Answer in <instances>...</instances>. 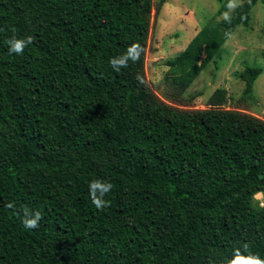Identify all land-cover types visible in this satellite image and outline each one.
<instances>
[{"label":"trees","instance_id":"1","mask_svg":"<svg viewBox=\"0 0 264 264\" xmlns=\"http://www.w3.org/2000/svg\"><path fill=\"white\" fill-rule=\"evenodd\" d=\"M258 1L228 19L224 4L166 61L167 99L191 105L200 93L186 90ZM166 2L0 0V264H226L245 244L264 258V119L224 108V87L204 109L150 88L152 11ZM13 34L33 37L22 55L9 54ZM133 43L138 62L114 71ZM261 73H240L242 104ZM97 179L112 184L103 210ZM25 208L39 227H24Z\"/></svg>","mask_w":264,"mask_h":264},{"label":"rangeland","instance_id":"2","mask_svg":"<svg viewBox=\"0 0 264 264\" xmlns=\"http://www.w3.org/2000/svg\"><path fill=\"white\" fill-rule=\"evenodd\" d=\"M245 0H235V5ZM155 6L158 0H153ZM230 0H167L159 13L152 11V21L145 54L146 79L150 88L165 102L180 108H209L213 92L224 87L228 90L226 109L247 111L264 119V0H259L252 10L248 26L240 25L219 48L214 59L185 92V97L200 93L191 105H181L167 99L174 91L172 71L166 61L177 56L225 4L226 10L219 18L231 15L236 7L229 8ZM247 66L262 69L254 84L255 100L242 104L244 82L240 73ZM241 105V106H240ZM264 204V194L255 195Z\"/></svg>","mask_w":264,"mask_h":264},{"label":"clouds","instance_id":"3","mask_svg":"<svg viewBox=\"0 0 264 264\" xmlns=\"http://www.w3.org/2000/svg\"><path fill=\"white\" fill-rule=\"evenodd\" d=\"M229 8L235 7V0H230ZM225 19H228L225 13ZM15 32V30H13ZM33 43L32 36H25L18 38L15 34L7 40L9 54L22 55L24 49ZM142 54V47L139 43L131 44L125 53L120 56L113 57L109 60L111 68L119 72L122 68H127L129 62H138ZM89 196L92 204L98 209L103 210L109 206V201L105 199L107 194L112 190V184L103 180H93L88 185ZM13 205L9 204L8 207ZM264 207V204H261ZM42 215L39 211H31L27 208L24 209L23 225L25 228L35 229L39 227ZM226 264H264V258L248 251V245H243V250L240 248L234 249L231 257L227 260Z\"/></svg>","mask_w":264,"mask_h":264}]
</instances>
